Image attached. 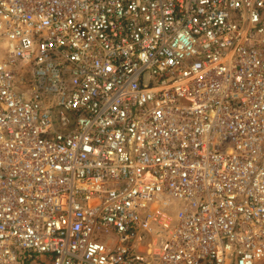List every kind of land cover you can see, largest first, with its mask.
Masks as SVG:
<instances>
[{"label":"built area","instance_id":"2783aa9c","mask_svg":"<svg viewBox=\"0 0 264 264\" xmlns=\"http://www.w3.org/2000/svg\"><path fill=\"white\" fill-rule=\"evenodd\" d=\"M0 264H264V0H0Z\"/></svg>","mask_w":264,"mask_h":264}]
</instances>
